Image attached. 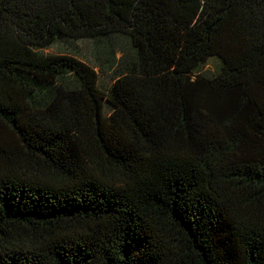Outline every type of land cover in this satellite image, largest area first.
Segmentation results:
<instances>
[{
    "label": "trees",
    "instance_id": "16d2710c",
    "mask_svg": "<svg viewBox=\"0 0 264 264\" xmlns=\"http://www.w3.org/2000/svg\"><path fill=\"white\" fill-rule=\"evenodd\" d=\"M0 264H264V0H0Z\"/></svg>",
    "mask_w": 264,
    "mask_h": 264
},
{
    "label": "rangeland",
    "instance_id": "374dc122",
    "mask_svg": "<svg viewBox=\"0 0 264 264\" xmlns=\"http://www.w3.org/2000/svg\"><path fill=\"white\" fill-rule=\"evenodd\" d=\"M49 53H68L76 56L78 59L84 61L86 64L95 67V60L93 55V46L90 40H76V41H64L60 40L55 42L50 47L44 49ZM218 59L214 56L209 57L205 63L200 65L196 73H204L205 75H212L218 68ZM95 69L98 72L99 83L101 87L107 88L111 81L108 74L100 72L97 67Z\"/></svg>",
    "mask_w": 264,
    "mask_h": 264
}]
</instances>
